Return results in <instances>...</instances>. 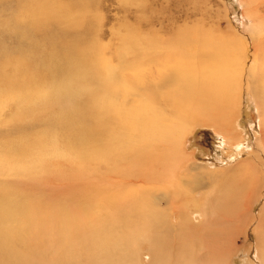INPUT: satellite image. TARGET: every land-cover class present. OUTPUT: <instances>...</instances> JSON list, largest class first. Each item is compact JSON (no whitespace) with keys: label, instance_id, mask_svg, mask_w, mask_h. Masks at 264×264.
Listing matches in <instances>:
<instances>
[{"label":"rangeland","instance_id":"obj_1","mask_svg":"<svg viewBox=\"0 0 264 264\" xmlns=\"http://www.w3.org/2000/svg\"><path fill=\"white\" fill-rule=\"evenodd\" d=\"M133 62L142 68L133 71L129 65ZM74 65H79L78 71L82 72L81 86L63 91L62 85ZM182 66L185 70L188 68L187 74L178 71ZM113 68L114 71L109 72ZM174 72L178 78L175 89L179 87L175 96H188L185 101L194 98V93L207 95L206 84L212 78L222 77L226 84L220 86L222 99L204 101L210 105L213 124L200 113L191 110L187 113L190 106L187 108L183 101L181 105L177 100V105H181L176 107L177 125H172V119L165 122L167 128L163 132L167 136H161V126H151L147 121L149 112L146 114L142 108L151 98L152 79L158 83ZM11 75L21 80L14 77L12 84L7 82L6 78ZM29 78H32L31 84ZM252 79L257 80L255 87ZM18 81L22 88H18ZM136 84L145 88L143 96L148 99H143L144 102L138 101L140 88ZM80 87L86 89L80 92ZM116 88L121 89L117 98ZM50 90L52 93L46 97L45 93ZM125 91L130 93L131 108L122 102ZM97 96L106 98L108 103L114 99L119 103L117 110L113 108L110 112L116 115V120L124 121L122 131L119 130L121 137L111 145L106 137L102 140L100 134L92 131L94 134L88 133L87 148L74 149L75 145L70 147L74 135L70 134V121H66L69 110L80 109L85 116L84 123L91 125L97 115L94 108L100 101ZM67 97L72 99V106ZM82 100L85 104L82 102L80 106ZM136 103L137 111L132 112L136 110ZM156 107L166 120L171 108ZM220 111L222 115H218ZM130 116L133 121L135 118L146 125L144 134L136 133L131 124L127 126L125 120ZM262 125L264 0H0V171H3L0 173V200L15 206L36 204L52 209L54 198L60 199L69 185L70 201H56L55 205L67 210L78 208L82 220L70 233L59 229L60 233L57 231L55 236L42 232L33 237L25 231L14 233L13 230L7 239V252L32 253L29 260H34L36 254L37 258L43 256L36 264H54L57 260L55 264H90V251L96 260L104 261L106 258L95 251H86L80 241L96 230L97 242L99 237L111 242L116 236L125 242L124 246L133 247V253L131 250L125 256L134 264H191L186 261V254L181 253L184 248L186 253L190 248L195 255L209 260L206 264H264V190L259 189L264 185ZM106 129L115 131L108 126ZM152 131L157 133L156 139L155 135L151 136ZM102 143L108 149L99 148ZM92 145L100 153L95 152ZM15 147L24 149L25 154ZM149 151L155 153L154 159L147 154ZM40 155L50 158L48 163H51L42 169L47 168L44 173L51 171L50 174L30 177L27 173L13 172L22 166L30 168L31 161ZM137 175L145 176V181L135 179ZM148 194L147 203L151 202L152 206L148 212L153 213L152 218L146 215L147 207L142 201L139 206L135 202ZM140 208L141 219L133 221ZM142 223L144 227L133 232L138 224L143 226ZM127 226L132 228L134 239L127 234ZM77 234L80 237H76ZM154 234L166 235V239L161 240L165 243L163 248L152 249L158 245L153 237L150 239ZM74 239L76 245L71 248L64 245L65 248H61L62 245L56 243ZM35 241L47 244L45 247L24 244ZM50 256H53L51 260ZM8 258L11 260L8 255L2 256L0 264H15ZM110 259L119 262L114 256ZM120 264L126 263L121 261Z\"/></svg>","mask_w":264,"mask_h":264},{"label":"bare ground","instance_id":"obj_2","mask_svg":"<svg viewBox=\"0 0 264 264\" xmlns=\"http://www.w3.org/2000/svg\"><path fill=\"white\" fill-rule=\"evenodd\" d=\"M42 20V19H41ZM40 21V20H39ZM42 22H45V21H42ZM33 23V22H32ZM27 24V23H26ZM79 24V23H78ZM25 25V24H24ZM34 27V26H33ZM28 28V27H27ZM204 43V42H203ZM195 46V45H194ZM198 47V46H197ZM82 48V47H81ZM117 49V48H116ZM122 49V48H121ZM93 50V49H92ZM118 51V50H117ZM128 51V50H127ZM130 51V50H129ZM88 52V51H87ZM119 52V51H118ZM122 52H123V50H122ZM93 53V52H92ZM142 53V52H141ZM114 54V53H113ZM123 54V53H122ZM124 54H126V53H124ZM92 55V54H91ZM90 55V56H91ZM127 55V54H126ZM218 55V54H217ZM89 56V55H88ZM87 56V57H88ZM118 56H116V58H117ZM125 57V56H124ZM128 57H130V55H128ZM152 57V56H151ZM88 58H90V57H88ZM94 58V57H93ZM97 58V57H96ZM95 58V59H96ZM101 58V57H100ZM145 58V57H144ZM189 58V57H188ZM91 59V58H90ZM126 59V58H125ZM101 60V59H100ZM130 61H132V60H130ZM154 61V60H153ZM233 61V60H232ZM113 62V61H112ZM124 62V61H123ZM155 62V61H154ZM104 63V62H103ZM151 63V62H150ZM94 64H96V62L94 63ZM100 64V63H99ZM116 64H117V62H116ZM120 64V63H119ZM122 64V63H121ZM120 64V65H121ZM158 64V63H157ZM261 64V63H260ZM123 65V64H122ZM130 66H131V68L133 69V71L134 70H140L139 68L141 67V65L140 64H137L136 62H133V63H131V64H129ZM128 65V66H129ZM227 65V64H226ZM78 66L79 65H74L73 67H72V72H71V74H70V77L67 79V81H65L64 83H63V85H62V88H63V91H67V90H71L74 86H81L80 85V80H81V77L83 76L82 75V72L81 71H78L79 70V68H78ZM103 66V65H102ZM115 66V65H114ZM119 66V65H118ZM127 66V67H128ZM223 66V65H222ZM233 66V65H232ZM145 67V66H144ZM143 67V68H144ZM176 67V66H175ZM185 66H182L178 71H180V73L181 74H187V72L186 71H189L188 70V68L185 70V68H184ZM15 68V67H14ZM142 68V67H141ZM146 68H148V67H146ZM157 69H160L159 67H156ZM201 68V67H200ZM13 69V68H12ZM17 69V68H16ZM15 69V70H16ZM75 69V70H74ZM96 69H97V67H96ZM127 69V68H126ZM21 70V69H20ZM98 70V69H97ZM96 70V71H97ZM124 70V69H123ZM122 70V71H123ZM153 70V69H152ZM201 70V69H200ZM9 71H11V70H8V73H9ZM12 71H14V70H12ZM11 71V74L13 73ZM17 71V70H16ZM106 71V70H105ZM110 71H114V68L113 69H111V70H109V72ZM116 71V70H115ZM132 71V70H131ZM150 71V70H149ZM192 71V70H191ZM2 72V71H1ZM15 72V71H14ZM99 72V71H98ZM143 72V71H142ZM141 72V73H142ZM201 72H202V70H201ZM7 73V72H6ZM16 73V72H15ZM108 73V72H107ZM17 74V73H16ZM111 74H113V73H111ZM189 74V73H188ZM202 74V73H201ZM8 74H6V76H7ZM14 75V74H13ZM20 75H22V73H20ZM100 75V74H99ZM113 75H115V74H113ZM117 75V74H116ZM131 75V74H130ZM133 75V74H132ZM144 75V74H143ZM176 72H174V75H172V76H165L164 78H163V80L162 81H159L158 83H156V81L154 80V79H152V77H151V79H152V81H154V84H152L151 85V90H150V96L149 97H151V98H149V101H147L148 102V105H146L144 108H142V110L143 111H145V113H146V111H147V113L146 114H148V112H149V117L147 118V121H150V125L151 126H153V125H155L156 127H160L159 128V132L161 133H159L161 136H167V133H165V132H163L164 131V129L165 128H167V126H165V122L166 123H168L171 119H172V125H174V126H176L177 125V114H176V112H177V109H176V107L177 106H179V108L181 107V105L184 103V105H186V107L188 108V106H190L189 108V110L187 111V113L188 112H191V111H194V113L195 112H197V113H200L201 114V116H205L206 118H209V119H211V121H210V123H212L213 124V122H214V116H212L210 113H209V110H211V108H210V105H206L205 103H204V101L206 102V100H208L209 98H215V99H218V101L220 100V99H222L221 97H219V96H223V95H220L221 94V91H223L221 88H220V86H223V85H225L226 84V82L224 81V79L222 78V77H217V78H212V79H210L208 82H207V84L206 85H208V96L207 95H203V94H197V93H194V98H191L190 97V99H189V101H185L187 98H189L188 96H186V97H184V96H181V95H176L175 96V92L179 89V87H177L176 89H175V84H176V82L178 81V78L176 77ZM12 76V75H11ZM106 76V75H105ZM135 76V75H134ZM15 78H17V80L18 79H20V78H18V77H16V76H14ZM14 77L12 76V77H8V78H6V81L7 82H9V83H13L12 82V80L14 79ZM20 77V76H19ZM31 77V76H30ZM100 77V76H99ZM98 77V78H99ZM108 77V76H107ZM122 78H123V76H122ZM129 78V77H128ZM30 79V78H29ZM80 79V80H79ZM90 79V78H89ZM88 79V80H89ZM104 79V78H103ZM102 79V77H101V80H103ZM109 79V78H108ZM124 79V78H123ZM137 79V78H136ZM144 79V78H143ZM16 80V79H15ZM21 80V79H20ZM23 80V79H22ZM31 80H32V78L29 80V82H30V84H31ZM112 80V79H111ZM119 80V79H118ZM125 81H126V79H124ZM129 80H130V78H129ZM145 80V79H144ZM256 80V79H255ZM25 81V80H24ZM93 81H95L96 82V80L94 79ZM93 81H91V83L93 82ZM120 81V80H119ZM118 81V82H119ZM132 81V80H131ZM135 81V80H134ZM19 82V81H18ZM83 82V81H82ZM85 82V81H84ZM116 82V81H115ZM137 82V81H136ZM146 82H147V80H146ZM151 82V81H150ZM257 82V80L256 81H253V79L251 80V83H252V85L255 87V85H254V83H256ZM20 83V82H19ZM27 83H28V81H27ZM89 83V82H88ZM120 83V82H119ZM119 83H117V84H119ZM149 83V82H148ZM17 84V86H18V88H22V84L20 83V85H18V83H16ZM116 84V85H117ZM133 84V83H132ZM257 84V83H256ZM6 85H8V84H6ZM85 85H86V83H85ZM92 85V84H91ZM97 85V84H96ZM103 85V84H102ZM120 85H122V84H120ZM125 85H127V83L125 84ZM135 85V84H134ZM138 87L137 88H140V89H138L137 90V88L135 89V87H134V89L135 90H137L138 91V101L139 102H142L143 101V99H145L144 97L145 96H143V92H144V90H145V88H142V87H140V84L138 85V84H136ZM1 86H3V82L1 83ZM92 86H94V85H92ZM106 86H108V85H106ZM115 86V85H114ZM130 86V85H129ZM10 87V86H9ZM9 87H7V89H9L10 90V88ZM98 87V86H97ZM105 87V86H104ZM122 87H124V86H122ZM126 87V86H125ZM127 87H128V85H127ZM144 87H146V86H144ZM259 87V86H258ZM256 88V89H258L259 90V88ZM84 88V87H83ZM83 88H78L79 90L80 89H83ZM92 88H94V87H92ZM96 88V87H95ZM99 88H100V86H99ZM106 88V87H105ZM111 88V87H110ZM16 89V88H15ZM84 89H86V88H84ZM98 88H96V90H97ZM117 89V88H116ZM5 90V89H4ZM11 90H13L12 88H11ZM42 90V89H41ZM88 90V89H87ZM105 90V89H104ZM102 91V92H106V91ZM123 90V89H122ZM134 90V91H135ZM14 91V90H13ZM12 91V92H13ZM98 91V90H97ZM120 91H121V89H117L116 91H115V93H114V95H115V97L117 98L118 97V93H120ZM127 91V90H126ZM125 91V92H126ZM129 91H130V89H129ZM133 91V92H134ZM136 91V92H137ZM254 91H255V89H254ZM9 92V91H8ZM80 92H81V90H80ZM90 92H91V90H90ZM92 92H93V90H92ZM15 93V92H14ZM17 93H19V92H17ZM23 93V92H22ZM32 93V92H31ZM31 93H30V95H31ZM52 93V90H50L49 92L47 91L46 93H45V96L46 97H49V95ZM79 93V92H78ZM82 93H83V91H82ZM89 93V92H88ZM88 93H85V94H88ZM101 93V92H100ZM99 92H98V94H100ZM261 93H262V91H261ZM97 94V93H96ZM110 94V93H109ZM131 94H133V93H131ZM136 94V93H135ZM145 94V93H144ZM6 95V94H5ZM16 95V94H15ZM39 94H37V96H38ZM65 95V94H64ZM104 95V94H103ZM129 95H130V93H123L122 94V102H123V104H126V105H128L129 106V108H131V104H129V102L130 101H128V99H129ZM2 96H4V95H2ZM8 97H9V95H7ZM17 96V95H16ZM20 97H21V95H19ZM24 96V95H23ZM22 96V97H23ZM26 96V95H25ZM24 96V97H25ZM29 96V95H28ZM36 96V98H38ZM43 96V95H42ZM75 96H76V94H75ZM85 96V95H84ZM83 96V97H84ZM88 96V95H87ZM94 96V95H93ZM101 96H102V93H101ZM132 96H135V95H132ZM214 96H216V97H214ZM27 97V96H26ZM30 97V96H29ZM32 97V96H31ZM35 97V96H34ZM82 97V96H81ZM86 97V96H85ZM90 97H92V96H90ZM131 97V96H130ZM136 97V98H137ZM3 98V97H2ZM11 98V97H10ZM17 98V97H16ZM68 98V97H67ZM67 98L66 99H64V100H67ZM87 98V97H86ZM85 98V99H86ZM100 98V96L98 97L97 96V99L98 100H100L98 103H97V107L96 108H94V110L97 112V115L95 116L94 114V122H92L91 123V125H93V126H96V128H94L93 126H91L89 123H87V124H85L84 123V118H85V116H84V113H82L81 112V110L80 109H77L76 107V109H74V110H72V112L69 110V112H70V116H68V118H67V120L66 121H70V123H69V125H70V129L72 130H70L71 132H70V134H71V136H72V134L74 135V140H73V144H71V146L70 147H74V145H75V147H74V149H76V148H79L78 146H83V147H86L87 148V143L89 144V141H87L86 142V140H87V138H89V135L90 134H88L89 132L91 133L92 131L94 132V131H96L98 134H100L99 135V137L102 139V140H104V137H106L110 142V144L111 145H114V143L113 142H116V140H117V138L118 137H121V135L119 134V130H121L122 131V128H121V126H122V123L124 122L123 120L122 121H119L118 119L116 120V115L114 116V113H113V115H112V113L110 112V111H112V109L113 108H115V110H117L116 109V104L117 105H119V103H117V100L116 101H114L113 100V102L111 101V102H109L108 103V100L106 99V98H102L101 97V99H99ZM109 98V97H108ZM135 98V99H136ZM4 99V98H3ZM6 99V98H5ZM15 99V98H14ZM14 99H13V101H14ZM26 99H29L28 97L26 98ZM25 99V100H26ZM33 100L35 99V98H32ZM69 99V98H68ZM80 99V98H79ZM78 99V102L80 101ZM84 99V98H83ZM148 99V98H147ZM147 99H145V100H147ZM10 100V99H9ZM8 100V101H9ZM37 100V99H36ZM36 100H34V101H36ZM87 100H88V98H87ZM97 100V101H98ZM177 100H179L180 101V104H178L177 105ZM3 101V100H2ZM38 101V100H37ZM72 102V99H69V102ZM74 101V100H73ZM183 101V103H181ZM217 101V100H216ZM215 101V102H216ZM258 101V100H257ZM17 102V101H16ZM19 102V101H18ZM17 102V103H18ZM28 102V101H27ZM70 102V104H71V106H72V103ZM76 102V101H75ZM77 102V103H78ZM82 102H83V100L81 101V104H80V106L82 105ZM87 102V101H86ZM90 103L92 102V100L91 101H89ZM144 102V101H143ZM15 103V102H14ZM29 103H31V102H29ZM36 103V102H35ZM34 103V104H35ZM64 103H65V101H64ZM84 103V102H83ZM131 103H133V101L131 102ZM5 104V103H4ZM34 104H31V106L33 105L34 106ZM66 104V103H65ZM73 104H74V102H73ZM85 104V103H84ZM92 104V103H91ZM139 104V103H138ZM87 105V104H86ZM131 105V106H130ZM142 104H140V106H141ZM158 105H162L163 107H170L171 108V112L170 113H166L167 114V116H166V120H165V118H164V116L163 115H160V114H158V110L160 109L159 107L157 108L156 106H158ZM225 105V104H224ZM223 105V109H224V106ZM16 106V105H15ZM18 106H19V104H18ZM29 106H30V104H29ZM36 106V105H35ZM65 106V105H64ZM67 106V105H66ZM76 106V105H75ZM85 106V105H84ZM63 107V106H62ZM88 107V106H87ZM90 107V106H89ZM122 107H123V105H122ZM121 107V108H122ZM138 107H139V105H138ZM142 107V106H141ZM37 108V107H36ZM38 108H40V107H38ZM59 108V107H58ZM67 109H70L68 106L66 107ZM86 108V107H85ZM124 108V107H123ZM140 108V107H139ZM184 108V107H183ZM214 109H215V107H213ZM41 109H42V107H41ZM62 109V108H61ZM64 109V108H63ZM134 109V108H133ZM141 109V108H140ZM145 109V110H144ZM223 109H221V110H223ZM32 110V109H31ZM64 110H66V109H64ZM93 110V111H94ZM141 110V111H142ZM191 110V111H190ZM85 111V110H84ZM94 111V112H95ZM134 111H137V103H136V110H132V112H134ZM140 111V112H141ZM214 111V110H213ZM33 112V111H32ZM36 112V111H35ZM66 112H67V110H66ZM139 112V111H138ZM30 113V112H29ZM44 113V112H43ZM54 113V112H53ZM186 113V114H187ZM218 113V115L219 114H223L221 111L220 112H217ZM57 114V113H56ZM118 114V113H117ZM129 114H131V112L129 113ZM142 114V113H141ZM31 115V114H30ZM122 115V114H121ZM138 115V114H137ZM213 115H215V112H214V114ZM61 116V115H60ZM59 116V117H60ZM216 116V115H215ZM119 117V116H118ZM128 117V116H127ZM210 117H213V118H210ZM205 119V118H204ZM59 120H61V119H59ZM56 121V120H55ZM64 121H65V119H64ZM132 119H131V116L129 117V119H126L125 120V123L127 124V126L129 125V124H131V126L133 125L134 126V129H135V131H136V133H141V134H144L143 132L145 131V130H147V127H146V125L145 124H141V123H139L138 122V119L137 120H135V118H134V121H133V123H132ZM58 122H60V121H58ZM158 122H160V124L159 125H157V123ZM209 122V121H208ZM66 123V125H67V123L68 122H65ZM60 124V123H59ZM59 124H58V126H59ZM211 124V125H212ZM62 126H66V125H64V123H62L61 124ZM68 125V126H69ZM61 126V127H62ZM110 127V128H112V130H113V128H115V131L114 132H109L107 129H106V127ZM165 126V127H164ZM59 128V127H58ZM262 128H263V130H264V126L262 125ZM64 131H66L65 130V128L63 129ZM68 130H69V127H68ZM170 130V129H169ZM50 132H51V130H50ZM49 132V133H50ZM63 133V132H62ZM97 133H95L96 135H97ZM152 135L151 136H153V135H155V139H156V137H157V133L156 132H153L152 131ZM59 134V133H58ZM66 134V133H65ZM68 134V133H67ZM69 134V135H70ZM91 134H94V133H91ZM158 134V135H159ZM148 135V134H147ZM169 136H171L172 134L170 133V134H168ZM54 136V138H55V136H57V135H53ZM95 136V135H94ZM168 136V137H169ZM49 137V136H48ZM96 137H98V136H96ZM98 137V138H99ZM150 137V136H149ZM149 137H147V139L149 138ZM167 137V138H168ZM57 138V137H56ZM58 138H60V137H58ZM62 138V137H61ZM65 138V137H64ZM69 138V137H68ZM73 138V137H72ZM166 138V139H167ZM19 141H20V138H17ZM49 139H51V138H49ZM63 139V138H62ZM62 139L60 140V141H62ZM69 139H71V138H69ZM100 139V142L102 141ZM22 140V139H21ZM24 140V139H23ZM22 140V141H23ZM57 140V139H56ZM89 140V139H88ZM50 141V140H49ZM170 141H171V139H170ZM51 142V144H52V141H50ZM49 142V143H50ZM57 142V141H56ZM167 141H165V143H166ZM260 142H261V146H262V148H264V146H263V144H264V131H263V134H262V137H261V140H260ZM23 143V142H22ZM29 143V142H28ZM31 143V142H30ZM59 143V142H58ZM67 143V142H66ZM168 143V142H167ZM26 144V143H25ZM25 144H23V145H25ZM32 144V143H31ZM46 144V146H47V143H45ZM62 144V143H61ZM29 145V144H28ZM42 145V144H41ZM54 145V144H53ZM56 145H58V144H56ZM64 144H62V146H63ZM106 145V144H105ZM105 145L102 143L101 145H99L98 147L99 148H103L104 150H105V148H107L108 146H106L105 147ZM147 145L148 146H152V144H151V142H147ZM14 146V145H13ZM38 146V145H37ZM44 146V145H43ZM77 146V147H76ZM93 146V145H92ZM112 147V146H111ZM16 148V150L18 151V152H21V154L23 153V154H25V151H24V149H20L19 147H15ZM37 148H39V147H37ZM47 148H49V147H47ZM56 148H58V147H56ZM69 148V147H68ZM70 149V148H69ZM72 149V148H71ZM85 149V148H84ZM83 149V150H84ZM108 149V148H107ZM7 150V149H6ZM11 150V149H10ZM61 150V149H60ZM93 150L95 151V152H97V153H100L99 152V149H97L96 148V146H93ZM43 151V150H42ZM47 151H48V149H47ZM52 151V150H51ZM50 150H49V152H51ZM59 151V150H58ZM62 151H63V149H62ZM65 151V150H64ZM70 151V150H69ZM103 151V150H102ZM44 152V151H43ZM42 152V153H43ZM48 152V153H49ZM66 152V151H65ZM28 153V152H27ZM52 154L54 153L53 151L51 152ZM30 154V153H29ZM45 154H46V152H45ZM147 154H149V157H152V159H154V155H155V153L153 152V151H149V152H147ZM53 155H55V154H53ZM97 155V154H96ZM28 156H31V155H28ZM27 156V157H28ZM25 157V156H24ZM26 157V158H27ZM50 158H47V155H44V156H42V155H40L39 157H37L36 159H33V161H31V163H30V168L28 167V166H22L20 169H15V170H13V172H15V171H19V172H21V173H27V174H29V176L30 177H39V176H41V175H43V174H46V175H48V174H50V172H45L44 173V171L47 169H45V170H42V169H44L45 167H47V164H50L51 163V161H49L50 163H48V160H49ZM83 159V158H82ZM54 160V159H53ZM84 161V160H83ZM158 161H159V157H158ZM57 162V161H56ZM55 162V163H56ZM63 162V161H62ZM61 162V163H62ZM80 162V161H79ZM60 162H58L57 164H59ZM33 164H35V165H33ZM36 164L38 165V166H36ZM63 164V163H62ZM33 165V166H32ZM69 165V163L67 164V166ZM73 165V164H72ZM72 167V166H71ZM2 168H4V167H2ZM1 168V169H2ZM53 168H55V166L53 167ZM53 168H52V170H53ZM68 168H70V167H68ZM74 168V167H73ZM6 169V168H5ZM50 169V168H49ZM81 169V168H80ZM54 171V170H53ZM3 171H0V173H2ZM11 172V171H10ZM57 173V172H56ZM3 174V173H2ZM52 174H54V173H52ZM56 175V174H55ZM54 175V176H55ZM60 175V174H59ZM119 175V174H118ZM14 176H15V174H14ZM45 176V175H44ZM53 176V175H52ZM139 176V177H138ZM57 177V176H56ZM58 177H60V176H58ZM57 177V178H58ZM61 178V177H60ZM78 178H80V177H78ZM135 179H138V180H140L141 179V182L142 181H145V176H143L142 175V177H141V175H137V176H135L134 177ZM140 178V179H139ZM256 178V177H255ZM51 179V178H50ZM60 181H62V180H60ZM116 184V183H115ZM118 184V183H117ZM106 185H107V183H106ZM120 185V184H119ZM18 186V185H17ZM69 185L66 187V190L64 191V193L62 194L61 193V195H60V199H55L54 198V200H53V204H52V206L50 207V208H52V209H48V208H44V207H42V206H39V205H36V204H34V205H32V204H20V205H10V204H7V203H3L2 202V199L0 200V258L2 257V256H10V258H11V260L13 259V261L15 262V264H36V261L38 260L39 261V259H41V258H37L39 255H37L36 254V258H34V260H29L28 258H30V257H32L31 255H32V253H31V255H29V254H21V252L20 253H12V250H9L8 252H7V247H8V244H7V239H8V237H9V235H10V233L11 234H13L12 233V231L13 230H15V231H13L14 233L16 232V230H20V231H25L27 234H31L32 236L34 235H41V233L42 232H47V234L48 233H50L52 236L54 235L55 236V233L59 230V229H61L60 231L61 232H63V231H69V233L71 232V229H74V228H76V227H78V225L81 223V212L78 210V208H76V209H70V210H67V209H65V208H58L56 205H55V202L56 201H60V202H63V200H65V201H70V198H69ZM115 187V186H114ZM68 188V189H67ZM83 188V187H82ZM260 189V191H262V189L264 190V185H262V187H260L259 188ZM91 190V189H90ZM257 190V189H256ZM5 192V191H4ZM74 192V191H73ZM92 192V191H91ZM4 194V193H3ZM46 194V193H45ZM21 196V195H20ZM58 196V195H57ZM152 196V195H151ZM255 196V195H254ZM1 197V196H0ZM148 197H149V194L145 197V199L144 198H142L140 201H135L136 202V204H137V206H139V204L141 205V201L143 202V204L142 205H144V206H146L147 207V211H146V215L149 217V218H152V212H148V210L152 207L151 205H150V203H147V201H150V199L148 200ZM2 198V197H1ZM141 198V197H140ZM176 198V197H175ZM262 198V197H261ZM264 198V197H263ZM100 199V198H99ZM111 199V198H110ZM4 200V199H3ZM144 200V201H143ZM71 201H73L72 199H71ZM155 201V200H154ZM5 202H7V201H5ZM110 202V201H109ZM130 202V201H129ZM158 202V201H157ZM49 203V202H48ZM58 204V203H57ZM71 204V203H70ZM198 204V203H197ZM65 205V204H64ZM72 205V204H71ZM131 205V204H130ZM152 205H153V203H152ZM69 206V205H68ZM80 206V205H79ZM62 207V206H61ZM89 207H90V205H89ZM143 207V206H142ZM145 209V208H144ZM89 210V209H88ZM87 211V210H86ZM142 208H140L139 209V211L137 212V214L135 215V217L134 218H132V220L133 221H135V220H139V219H141L140 218V215H142ZM101 212V211H100ZM111 212V211H110ZM86 214V213H85ZM93 214V213H92ZM96 216V215H95ZM98 216V215H97ZM96 218V217H95ZM93 220H94V218H93ZM92 222V221H91ZM87 223H89V222H87ZM129 223V222H128ZM127 223V224H128ZM149 223V222H148ZM153 223V222H152ZM145 224V223H144ZM96 225V224H95ZM121 225V224H120ZM137 225V224H136ZM141 225V224H140ZM142 225H143V223H142ZM19 227V228H18ZM91 227H93V225L91 226ZM140 227H144V225L143 226H139V224L135 227V229H134V231L133 232H135V231H137V230H139V228ZM21 228V229H20ZM127 230H129V231H131V232H129V231H127V234H129V235H131L132 234V228L130 227V226H127V227H125ZM149 228V227H148ZM148 228H146V229H148ZM23 229V230H22ZM82 228H80V230H81ZM89 229V228H88ZM93 229V228H92ZM63 230V231H62ZM59 232V231H58ZM91 232V231H90ZM89 232V233H90ZM118 232V231H117ZM60 233V232H59ZM58 233V234H59ZM64 233V232H63ZM72 233H75L74 231L72 232ZM43 234H45V233H43ZM62 234V233H61ZM76 234V233H75ZM84 234V233H83ZM16 235V234H15ZM67 235V234H66ZM81 235V234H80ZM95 235H97V231L96 230H92V232H91V236L89 237V238H85L84 240H81L80 238V241H81V244H83L82 246H84L83 248L85 249V247H86V251H90V250H92V251H95L97 254H98V256H102L103 258H106L104 261H100L99 260V258L96 260L95 259V257L93 256L94 254L93 253H90V252H88L89 254H90V258H88V259H90V260H92V261H90V264H120L121 263V261H123L124 263H126V264H134V263H130V258L128 257V256H125L126 255V253H129L131 250H132V252L131 253H133V247H130V246H124V241H122L121 240V238H115V237H113L114 239L110 242V240L108 239H100V237H99V242H97V240H96V238L97 237H95V239H94V236ZM13 236V235H12ZM11 236V237H12ZM33 236V237H34ZM58 236H60V235H58ZM68 236V235H67ZM66 236V237H67ZM188 236H190V235H188ZM29 237V236H28ZM37 237V236H36ZM65 237V238H66ZM76 237H80V236H78V234H77V236ZM82 237V236H81ZM129 237H132V235L131 236H129ZM152 237H153V239H154V242H157L158 243V245H156L155 244V246H153V248L152 249H161V248H163V246H165V243L163 242V241H161L162 240V238L163 239H166V235H162V236H160V235H157V234H154V236H151V238L150 239H152ZM15 238V237H14ZM57 238V237H56ZM62 238V237H61ZM64 238V239H65ZM74 238V237H73ZM83 238V237H82ZM111 238V237H110ZM133 238V237H132ZM63 239V238H62ZM134 239V238H133ZM14 240V239H13ZM22 240H24V239H22ZM21 240V241H22ZM26 240V239H25ZM35 240V239H34ZM33 240V241H34ZM66 240V239H65ZM186 240V239H185ZM28 241H30V240H28ZM36 241H41V239H39V240H37L36 239ZM35 241V243H24L26 246H28L29 244H32V245H37L38 247H45L46 245L45 244H47L46 242H36ZM43 241V240H42ZM52 241V240H51ZM56 241V240H55ZM181 241V240H180ZM23 242H25V241H23ZM76 242H77V240H76ZM79 242V241H78ZM88 242H92V244H89ZM128 242H131V240H129ZM167 242V241H166ZM169 242H170V240H169ZM51 243H53V242H51ZM56 243H59L60 245H62V247L61 248H65V247H63V245L64 246H68L69 248H71V247H74L76 244H75V239L74 240H70V241H57ZM168 243V242H167ZM18 244V243H17ZM17 244H15V245H17ZM21 244V243H20ZM19 244V245H20ZM174 244V243H173ZM175 244H176V242H175ZM12 245V244H11ZM23 245V244H22ZM167 245V244H166ZM184 245H185V243H184ZM80 246V245H79ZM78 246V247H79ZM93 246V247H92ZM168 246V245H167ZM32 247V246H31ZM36 247V246H35ZM57 247H59V246H57ZM174 247V246H173ZM185 247H188L187 245L185 246ZM191 247V246H190ZM34 248V247H33ZM192 248H194V247H192ZM22 249V248H21ZM77 249H79V248H77ZM171 249H173V248H171ZM182 249V248H181ZM185 249L186 248H184V251H181V253L184 255V253L186 254V257H185V259H186V261H188L189 263H191V264H206V259L205 258H203V256H201V255H195V253L194 252H192L191 251V249L189 248V249H187V253H186V251H185ZM36 250V249H35ZM35 250H32V251H34L35 252ZM75 250V249H74ZM80 250H82L81 248H80ZM202 250V249H201ZM22 251V250H21ZM29 252L31 251V250H28ZM27 251V253H29ZM42 251H43V249H42ZM62 251V250H61ZM64 251V250H63ZM72 251H73V249H72ZM40 252V251H39ZM47 252V251H46ZM42 253V252H41ZM66 252H64V254H65ZM68 253H70V252H68ZM72 253V252H71ZM76 253V252H75ZM87 253V254H88ZM163 253V252H162ZM180 252H179V254H181ZM197 253V252H196ZM57 254H58V252H57ZM56 253H55V255H57ZM62 254V253H61ZM67 254V253H66ZM73 254V253H72ZM124 254V255H123ZM45 255V254H44ZM204 255H206L205 253H204ZM58 256V255H57ZM56 256V257H57ZM74 256V255H73ZM79 256H81L80 254H79ZM111 256H114V257H116L117 259H118V261L119 262H113V261H111ZM208 255H206V257H207ZM51 257H53V256H50V260H51ZM75 257V256H74ZM4 258V257H3ZM7 258V257H6ZM45 258V257H44ZM47 258V257H46ZM69 258H71V257H68L67 259H69ZM73 258V257H72ZM86 258V260H88ZM9 259V258H8ZM7 259V260H8ZM48 259V260H49ZM55 259V257L52 259V261ZM57 259H58V257H57ZM74 259V258H73ZM77 259V258H76ZM2 260V259H1ZM6 260V261H7ZM10 260V259H9ZM10 260V261H11ZM43 260V259H42ZM82 260V259H81ZM121 260V261H120ZM181 260V259H180ZM37 261V262H38ZM44 262H45V260H43ZM62 261H64V259L62 260ZM209 261V260H208ZM207 261V262H208ZM43 262V263H44ZM46 262H49V261H46ZM45 262V263H46ZM59 261L57 260V262H54V264L55 263H58ZM66 262V261H65ZM83 262H85V261H83ZM88 262V261H87ZM0 263H1V261H0ZM9 263V262H8ZM63 263V262H62ZM89 263V262H88ZM3 264H5V262L3 263ZM86 264V263H85Z\"/></svg>","mask_w":264,"mask_h":264}]
</instances>
